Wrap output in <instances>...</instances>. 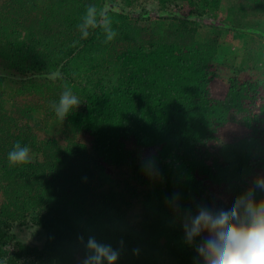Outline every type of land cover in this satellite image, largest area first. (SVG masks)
Masks as SVG:
<instances>
[{
  "label": "trees",
  "instance_id": "16d2710c",
  "mask_svg": "<svg viewBox=\"0 0 264 264\" xmlns=\"http://www.w3.org/2000/svg\"><path fill=\"white\" fill-rule=\"evenodd\" d=\"M255 19L264 0H0V264H81V236L123 241L118 264H201L184 214L264 175ZM65 87L81 104L60 121ZM17 142L27 163L8 161Z\"/></svg>",
  "mask_w": 264,
  "mask_h": 264
},
{
  "label": "clouds",
  "instance_id": "9594fccd",
  "mask_svg": "<svg viewBox=\"0 0 264 264\" xmlns=\"http://www.w3.org/2000/svg\"><path fill=\"white\" fill-rule=\"evenodd\" d=\"M114 35L109 33L108 38ZM80 104L79 97L65 87L53 104L57 119L64 121ZM29 151L17 142L8 153L9 163H27ZM154 167V161H146V174L151 175ZM181 224L184 242L195 248L201 264H264V175H257L244 191L218 207L197 206L194 214H184ZM79 240L85 248L81 264H118L123 241L114 248L94 236Z\"/></svg>",
  "mask_w": 264,
  "mask_h": 264
},
{
  "label": "rangeland",
  "instance_id": "374dc122",
  "mask_svg": "<svg viewBox=\"0 0 264 264\" xmlns=\"http://www.w3.org/2000/svg\"><path fill=\"white\" fill-rule=\"evenodd\" d=\"M112 2H114V4H118L119 0H111ZM232 2H235L236 0H231ZM158 7V5L155 3V9ZM209 19L215 21V20H224L223 16H215V15H209L207 16ZM251 22V20H250ZM153 26H161V24L159 25L157 23V21H153ZM251 24H253V27L262 29L264 31V19H255L252 20ZM198 25L200 27H197V31H198V38L201 39V37H206L208 36L209 33L214 32L215 30L210 29L209 27H206L204 24H202V22L199 20ZM252 26V25H251ZM156 29V28H155ZM223 30H217L216 33L222 32ZM224 33V37L223 40L225 41H229L231 42L233 45V43L235 42V44L233 46H230L231 49L233 50L234 48L237 47H241V46H245L248 42L247 35L242 34L237 36L236 34L232 33V32H226L223 31ZM234 36V39H233ZM254 36H252L253 38ZM232 39V40H231ZM250 46L254 49H257V51H259V53L261 54L260 57L258 58L259 60L257 61L256 66L259 67V69L264 67V38L262 36H255V42H253V44H250ZM230 49L227 48H222L220 51V57L222 58L225 54L228 55ZM9 87H6V90ZM9 90V89H8ZM13 93V92H12ZM42 115H38L37 116V121L42 119ZM13 231L16 233V235H18V237L20 239H22L25 243L33 245V246H39V247H43V245L46 242V234L45 232L41 231L38 228H33V227H21L18 225H14V229ZM5 250H10V248L8 246L4 247Z\"/></svg>",
  "mask_w": 264,
  "mask_h": 264
}]
</instances>
